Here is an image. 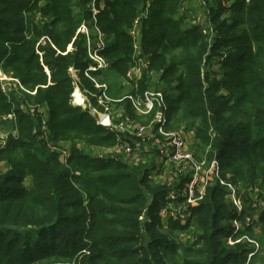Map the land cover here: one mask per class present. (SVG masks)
Segmentation results:
<instances>
[{
    "label": "trees",
    "instance_id": "trees-1",
    "mask_svg": "<svg viewBox=\"0 0 264 264\" xmlns=\"http://www.w3.org/2000/svg\"><path fill=\"white\" fill-rule=\"evenodd\" d=\"M91 1L0 0V36L9 35L0 39L8 45L0 50V64L37 91L6 95L0 82V115L14 113L16 121L9 122L18 127V137L0 152L12 156L9 177L0 183V264H55L56 256L65 264H246L248 244H229L236 213L225 200L226 187L209 186L188 224L165 221L160 213L172 189L151 179L153 159L131 167L89 153L119 142L89 110L70 103V68L97 92L84 74L91 63L86 35L77 34L83 22L93 21ZM148 1L142 50L161 73L157 85L175 126L194 131L197 150L216 158L222 176L241 188L239 220L254 223L240 235L259 241L253 261H264V0L236 1L214 46L197 27L183 28L184 19L174 18L184 0H106L98 14L107 40L103 54L120 76L135 63L129 32ZM212 14L215 23L222 10ZM218 47L228 56L217 72L212 63ZM138 85L140 94L149 86L146 79ZM45 104L54 139L71 146L72 168L37 140L39 119L30 106ZM125 105L133 116L131 104ZM26 178L28 186L22 185ZM54 232L65 250L54 249Z\"/></svg>",
    "mask_w": 264,
    "mask_h": 264
},
{
    "label": "built area",
    "instance_id": "built-area-1",
    "mask_svg": "<svg viewBox=\"0 0 264 264\" xmlns=\"http://www.w3.org/2000/svg\"><path fill=\"white\" fill-rule=\"evenodd\" d=\"M102 1H104L103 8H101ZM195 1L198 9H205V11L199 13L195 23L193 22L194 25L197 27L201 25V29L200 27L198 29L204 35L213 36V14L210 12L221 9L222 13H228V11L232 13V6L226 0ZM246 3L249 4L250 0H246ZM105 6L106 0H92L90 9L93 21L91 23L83 22L77 32V34L86 35L87 52L91 63L85 69L84 74L97 92L94 93L92 90L85 89L80 79V73L74 68H70L75 82V90L70 98L71 105L89 110L97 124L107 131L117 134V138H119V142L113 147L99 146V148H91V155L96 158L111 157L131 167L141 163H149L153 159L156 167L152 170L151 179L160 181L163 185L172 189L167 197L168 204L160 213L164 220L172 217L181 224H188L192 220L193 209L198 207L204 200L209 186L219 184L226 187L228 204L231 211L236 213V219L233 220L234 232L228 238L229 244L232 246L241 243L248 244L251 251L247 256L246 264H254L253 260L260 250V243L245 233L240 235L245 227L252 226L254 223L250 218L245 219L244 222L239 220L244 207L239 194L241 188L222 176L221 166L216 158L211 160L207 158L198 159L195 151L189 146L187 130L182 127H173L175 122L174 119L170 120L168 118L170 106L166 101V96L163 91L156 88L161 73L151 68L150 58L144 55L142 50L141 26L143 19L148 16L150 1L147 2L145 10L138 15L129 32L134 41L135 63L126 76H120L115 69H111L103 54L107 47V40L106 35L99 28L98 14ZM183 13L187 15L186 12ZM230 16L232 19V15L225 17L229 22L231 21ZM214 61L212 64H214ZM221 61L223 59L220 58L216 62L219 65ZM213 67L215 66L213 65ZM114 79L125 82L123 86H132L133 90L124 95L117 94L118 89L113 84ZM143 79H146L147 83L150 84L147 90L140 94L138 83ZM1 83V89L6 95L15 92L21 97L22 92L32 95L37 93L36 90L26 89L19 79L12 76H6L5 79L1 80ZM77 91L81 94V102L77 100ZM93 99L96 100L97 105L93 104ZM125 102L131 104V110L134 112L133 116L116 110V107L124 105ZM30 107L31 112L39 119V128L35 131L37 140L59 157L63 167L72 168L71 146L61 141H59V144L54 139V133L50 123H48V106L45 104L37 108ZM133 117H140L147 120V123L134 125L136 120ZM4 120L15 122L16 116L11 113V115L5 116ZM13 134L17 137L18 129ZM7 145V138H0V152L6 149ZM165 166H172L169 178L163 176L161 172V168ZM181 180H184V182L178 185Z\"/></svg>",
    "mask_w": 264,
    "mask_h": 264
},
{
    "label": "rangeland",
    "instance_id": "rangeland-1",
    "mask_svg": "<svg viewBox=\"0 0 264 264\" xmlns=\"http://www.w3.org/2000/svg\"><path fill=\"white\" fill-rule=\"evenodd\" d=\"M181 2L183 1V0H180ZM227 1V3L228 4H230L231 6H232V10H233V6H234V3L236 2V1H238V0H226ZM240 1V0H239ZM183 9H185V10H183ZM201 11H205V9L204 10H200V8L198 9V5H197V3H196V1L195 0H184L183 2H182V4H178L177 5V8L175 9V13L173 14V16H174V18H176V19H184V25H183V28H190L191 26H194V27H197L196 25H194V23H195V21L197 20V18H198V16H199V13L201 12ZM183 12H186V14L187 15H185ZM16 13H18L17 14V16H16V19H19V17H20V15H21V13H19V12H16ZM210 13H212V11L210 12ZM229 13V14H228ZM228 13H222L221 14V17L219 18V19H217L218 21H215V23L213 22L212 23V27H213V36H206V35H204L203 33H202V35L203 36H205V37H207L208 38V42H209V44L210 45H212L213 44V46H214V43H215V37H217V35L220 33V30H219V26L221 25V24H223L224 23V21H226V16L227 15H232L233 16V11H232V13L231 12H229L228 11ZM9 15H11V17H13V15L14 14H9ZM8 15H6V17H7ZM229 19H231V16H230V18ZM194 22V23H193ZM200 27V29H201V25L199 26ZM199 27H197V28H199ZM200 29H199V31H200ZM8 36L9 35H3V34H1V36H0V39L1 38H8ZM212 46V47H213ZM3 48H7L8 49V45H6V44H4V43H1L0 42V50H2ZM219 50H222V49H220L219 47H218V53H217V56H215L214 58H213V60H215L214 61V64H212V66L214 65L215 67H213V69L215 68V71H217L218 72V69L220 68V66L217 64V62L216 61H218V59H225L226 58V56H228L226 53V51L224 52V51H219ZM9 69H11L10 67H9ZM9 69H4V68H2V65L0 64V82H1V80L2 79H5V77L7 76V77H10V76H12V77H14L13 76V72H9ZM80 79H81V82H82V80L84 81V79L83 78H81L80 77ZM124 83L125 82H123V81H118L117 79L115 80L114 79V81H113V84L115 85V86H117V88L116 89H118V93L117 94H119V95H124V94H127V93H130L132 90H133V88H132V86H130V85H126V86H123L124 85ZM87 83L84 81V83L82 82V85H83V87H85V89L87 88L88 90H91L90 89V87H88L87 85H86ZM150 84V83H149ZM154 85H156V84H154ZM157 87V89H159V90H161L159 87H158V85H156ZM149 87V86H148ZM162 91V90H161ZM18 95V94H17ZM19 96V95H18ZM20 97V96H19ZM76 97H77V100H78V102H81L82 101V97H81V94H80V92L79 91H77L76 92ZM87 102H88V100H87ZM87 102H86V104H87ZM122 104H124V103H122ZM88 105V104H87ZM31 106H33V105H31ZM34 108H37L38 106H33ZM116 110H118V111H120V112H122V113H124V114H130V110L128 109V107L124 104V105H122V106H120V107H116ZM6 115H4V114H2V115H0V138H7V141L8 140H10L11 139V137L12 138H15V136H14V132L18 129V127H17V125L16 124H11L9 121H7V120H4V117H5ZM133 118H135V122H134V125H144V124H146L147 123V120H144V119H141L140 117L138 118V117H133ZM168 118L170 119V120H173V114H172V112H171V109H170V111L168 112ZM175 126V123H174V125H173V127ZM183 128V129H185L186 130V128L184 127V126H180V127H177V126H175V128ZM188 131V130H187ZM191 132H193V135L195 136V133H194V131H191ZM18 137V136H17ZM9 142V141H8ZM62 142V141H61ZM191 142V141H190ZM57 143H59L60 144V142L58 141ZM64 143V142H63ZM196 138H195V140H194V142H192V145L191 144H189V146L195 151V153L197 154V157H198V159L199 160H202V159H204V158H207L208 160H210V158H211V156L210 155H204V154H202L200 151H198L197 150V148H196ZM82 146V145H81ZM80 146V147H81ZM89 152V151H88ZM90 153V152H89ZM91 154V153H90ZM11 155L10 154H6V153H1L0 154V183H4L5 182V180L9 177L8 176V174L10 173V172H8L10 169H11V167H12V165H11V163H10V159H11ZM169 169H170V166L168 167H166L165 168V171H168L169 172ZM18 173H21L22 174V171H19ZM23 173H24V171H23ZM29 183H30V178H26L24 181H23V183H22V185H24V186H28L29 185ZM225 200H227V199H225ZM124 208L125 209H132V208H129V207H127V206H124ZM146 211V210H145ZM81 212V210H76V214L77 213H80ZM166 221V220H165ZM8 233L9 232H3V234H5V235H7L8 237H9V235H8ZM14 233V234H13ZM16 234H15V232H12V234H11V236L10 237H12V238H14V236H15ZM54 237L57 239V243H56V246H55V248L54 249H60L61 251L62 250H65L66 249V246H65V244H63V240H62V238L59 236V233L58 232H54ZM82 239H80V242H84L85 240H84V236H82L81 237ZM187 239V238H186ZM71 248H73V247H71ZM86 253V252H85ZM84 253H82L81 254V256L83 255ZM51 261H53V262H55V261H57V262H59V263H55V264H65V261L66 260H64L62 257H54ZM264 261L263 260H259L258 262H256L255 264H264L263 263ZM68 264V263H67ZM70 264H78L77 263V261H74L73 260V263H70Z\"/></svg>",
    "mask_w": 264,
    "mask_h": 264
},
{
    "label": "crops",
    "instance_id": "crops-1",
    "mask_svg": "<svg viewBox=\"0 0 264 264\" xmlns=\"http://www.w3.org/2000/svg\"><path fill=\"white\" fill-rule=\"evenodd\" d=\"M103 7H104V1L101 2V8H103ZM187 136H188V138H189V143L192 145V142H194L196 136H194V135H193V132H191V131H187ZM190 141H191V142H190ZM166 167H167V166L162 167V168H161V170H162L161 172H162L163 176H166L167 178H169L170 175H171L172 166H170L169 172H168V171H165V168H166ZM168 167H169V166H168ZM258 232H259V231H258Z\"/></svg>",
    "mask_w": 264,
    "mask_h": 264
}]
</instances>
